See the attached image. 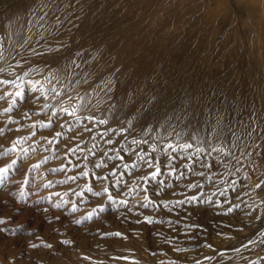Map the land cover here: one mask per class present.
<instances>
[{
  "label": "rangeland",
  "instance_id": "1",
  "mask_svg": "<svg viewBox=\"0 0 264 264\" xmlns=\"http://www.w3.org/2000/svg\"><path fill=\"white\" fill-rule=\"evenodd\" d=\"M4 80L0 264H264V0H0Z\"/></svg>",
  "mask_w": 264,
  "mask_h": 264
},
{
  "label": "snow or ice",
  "instance_id": "2",
  "mask_svg": "<svg viewBox=\"0 0 264 264\" xmlns=\"http://www.w3.org/2000/svg\"><path fill=\"white\" fill-rule=\"evenodd\" d=\"M0 84H7V81H6V80H4V81H0ZM53 92H54V94H55V90H53ZM16 95L19 96L20 93H16ZM0 98H2V96H0ZM5 111H7V109H6ZM53 115H55V113H53ZM14 147H15V146H14ZM184 147H186V148H191L192 145H185ZM144 162L147 163L149 167H152V163H151V161L145 160ZM15 164H16V161H13V166H15ZM101 166H102L101 164H97V165H96L97 168H99V167H101ZM34 167H38V166H34ZM9 171H10V168H9V167L0 168V185H3L4 182L8 179V175H7V174H8ZM53 171L58 172V171H60V170H59V169H55V170H53ZM158 171H159V170L157 169V172H158ZM113 175H115V173H113ZM152 175L154 176V175H156V173H153ZM72 179L75 180L76 178L73 177ZM48 186H49V185H45V187H48ZM107 191H108V189L105 187V188L103 189V192H107ZM96 194H97V195H101L102 193H96ZM73 211H75V208H73ZM0 223H3V221H0ZM16 231H18V229H17Z\"/></svg>",
  "mask_w": 264,
  "mask_h": 264
},
{
  "label": "bare ground",
  "instance_id": "3",
  "mask_svg": "<svg viewBox=\"0 0 264 264\" xmlns=\"http://www.w3.org/2000/svg\"><path fill=\"white\" fill-rule=\"evenodd\" d=\"M208 129V128H207ZM225 129V128H224ZM225 139V138H224ZM222 148V147H221ZM195 154V153H194ZM201 157V156H200ZM217 160V159H216ZM203 161V160H202ZM219 161H221L223 164H220V165H222V166H224L226 163L223 161V159H222V157H220L219 158ZM205 162V161H204ZM216 166V165H215ZM219 166V165H218ZM201 172H202V170H201ZM209 172V171H208ZM197 173V172H196ZM211 173V172H210ZM210 173H209V175H210ZM208 175V176H209ZM216 175V174H215ZM201 176V175H200ZM199 177V176H198ZM207 177V176H206ZM212 177V176H211ZM210 177V178H211ZM214 177V176H213ZM201 178H202V176H201ZM196 179V178H195ZM214 179H216V178H214ZM218 180V179H217ZM214 181V180H213ZM214 182H217V181H214ZM208 183V182H207ZM211 183H213V182H211ZM210 183V184H211ZM219 183V182H218ZM221 184V183H220ZM200 185V184H199ZM236 185V184H235ZM211 186V185H210ZM201 187V186H200ZM197 188V187H196ZM202 188V187H201ZM225 188V187H224ZM227 189V188H226ZM237 189V188H236ZM206 193V192H205ZM213 196V195H212ZM218 196V195H217ZM228 196H230V194H228V195H226L225 196V198H228ZM233 199V202L231 201V205H233L234 204V206L236 207V206H238L239 207V211H240V209H242V210H244V208H245V203H244V205L242 204V202H244V199L243 198H240L241 197V194H239V192H237L236 194H234V195H232L231 196ZM214 198V197H213ZM222 198V197H221ZM206 200V199H205ZM202 201V200H201ZM208 201V200H207ZM219 201V200H218ZM222 201V200H221ZM211 203V202H210ZM226 208L228 207V206H226V205H224ZM212 208H214V207H212ZM220 208V207H219ZM223 208V207H222ZM241 210V211H242ZM229 211V210H228ZM244 211H246V210H244ZM208 213V212H207ZM239 213H241V212H239ZM231 214V213H230ZM218 216H219V214H217ZM225 216V215H224ZM238 217V212H235V213H233L232 214V217ZM235 217V218H236ZM219 218H220V216H219ZM242 219V218H241ZM240 221V220H239ZM246 236V235H245ZM243 237V236H242Z\"/></svg>",
  "mask_w": 264,
  "mask_h": 264
}]
</instances>
